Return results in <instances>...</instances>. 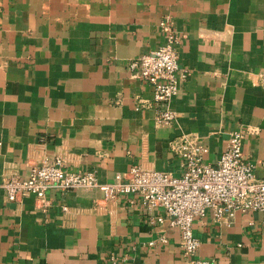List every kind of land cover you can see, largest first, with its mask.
Returning <instances> with one entry per match:
<instances>
[{"label": "crops", "instance_id": "1", "mask_svg": "<svg viewBox=\"0 0 264 264\" xmlns=\"http://www.w3.org/2000/svg\"><path fill=\"white\" fill-rule=\"evenodd\" d=\"M172 19L186 72L170 102L176 121L156 124L152 88L128 63L163 44ZM264 0H0V264H185L176 230L147 243L151 225L139 197L104 201L99 188L47 191L6 201L1 184L61 157L66 170H93L113 183L132 165L180 176L170 144L199 142L216 166L228 135L245 132L242 151L264 177ZM157 214V212H154ZM256 212L231 225L210 212L195 219L198 256L217 264H264Z\"/></svg>", "mask_w": 264, "mask_h": 264}, {"label": "built area", "instance_id": "2", "mask_svg": "<svg viewBox=\"0 0 264 264\" xmlns=\"http://www.w3.org/2000/svg\"><path fill=\"white\" fill-rule=\"evenodd\" d=\"M159 29L163 44L129 61L128 70L133 78L152 88V99L138 102L136 109H152L156 124L170 127L176 121L170 102L186 79V72L179 68L181 37L171 17H163ZM259 82L264 85V75L259 77ZM244 135L243 130L228 135L216 166L202 163L205 149L199 142L181 139L170 144L171 152L182 161L180 176L132 165L128 171L117 175L113 183L100 184L95 171L70 172L63 158L55 157L52 161L34 164L26 178L17 175L6 178L1 189L9 203L33 196L37 208L43 212L50 206L46 193L52 189L67 192L99 188L104 201L135 195L146 211L148 222L163 228L147 246L166 244L165 232L176 230L185 264H217L215 259L198 256L200 242L193 236L192 229L195 219L210 212L216 222L231 225L237 213L256 212L264 230V177H256L255 165L243 154ZM262 166L264 168V161Z\"/></svg>", "mask_w": 264, "mask_h": 264}]
</instances>
